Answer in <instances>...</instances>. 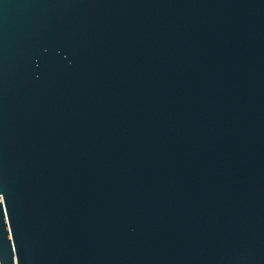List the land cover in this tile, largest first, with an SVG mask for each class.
<instances>
[{
  "label": "water",
  "instance_id": "95a60500",
  "mask_svg": "<svg viewBox=\"0 0 264 264\" xmlns=\"http://www.w3.org/2000/svg\"><path fill=\"white\" fill-rule=\"evenodd\" d=\"M1 264H264V0H0Z\"/></svg>",
  "mask_w": 264,
  "mask_h": 264
},
{
  "label": "built area",
  "instance_id": "2783aa9c",
  "mask_svg": "<svg viewBox=\"0 0 264 264\" xmlns=\"http://www.w3.org/2000/svg\"><path fill=\"white\" fill-rule=\"evenodd\" d=\"M0 264H1V262H0Z\"/></svg>",
  "mask_w": 264,
  "mask_h": 264
}]
</instances>
